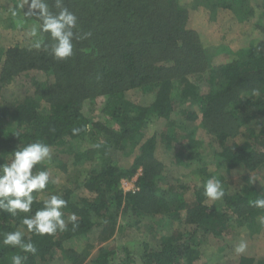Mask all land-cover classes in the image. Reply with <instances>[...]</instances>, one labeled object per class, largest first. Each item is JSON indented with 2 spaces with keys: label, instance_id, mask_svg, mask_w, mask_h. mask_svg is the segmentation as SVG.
I'll use <instances>...</instances> for the list:
<instances>
[{
  "label": "trees",
  "instance_id": "1",
  "mask_svg": "<svg viewBox=\"0 0 264 264\" xmlns=\"http://www.w3.org/2000/svg\"><path fill=\"white\" fill-rule=\"evenodd\" d=\"M47 2L57 11L54 0ZM65 5L77 15L82 32H91L87 39L74 41V54L68 59L58 61L43 48H0V163L10 161L19 143L36 140L55 149L51 168L61 172L67 171L71 159L76 163L91 153L103 159L81 184L63 186L61 195L68 204L62 211L76 214L75 229L69 223L66 231L37 236L21 224L26 214L14 218L0 213V264H11L15 254L27 256L24 264H64L63 259L72 264H136L128 244L121 246L120 255L102 245L88 256L64 246L66 239L94 226H100L99 243L108 242L124 228L119 216L127 212L135 218L132 225L157 214L178 222L172 229L160 226L166 231L163 235L142 243V264H192L200 253L199 233L222 237L237 225L250 235L258 234L264 227V209L250 202L264 197V185L258 187L253 179L264 170V24L260 38L243 31L238 49L231 51L225 44L203 47L192 19L194 8L202 5L251 23L255 13L264 16V0H65ZM219 53L235 58L211 67ZM39 71L48 72L47 83L34 79ZM129 89L150 98L128 100L124 95ZM12 95L17 97L11 99ZM91 98L101 99L97 119L82 112L83 102ZM176 110L190 130L180 139L163 126ZM150 116L159 125L147 135ZM73 129L80 131L73 134ZM85 139L94 147L72 151L74 141ZM159 143L185 149L192 159L205 144L214 164L197 169L202 185L212 177L227 183L239 178L243 185L225 192L219 207L205 203L202 185L185 202L158 161ZM45 168L37 165L34 172ZM135 175L134 189L119 187L121 179ZM78 186L89 194L75 200L72 193ZM43 199L34 195L33 213L43 207ZM18 228L35 243V254L2 244V234ZM57 252L61 255L56 257ZM215 264L233 261L222 258ZM237 264H264V259L243 255Z\"/></svg>",
  "mask_w": 264,
  "mask_h": 264
},
{
  "label": "rangeland",
  "instance_id": "2",
  "mask_svg": "<svg viewBox=\"0 0 264 264\" xmlns=\"http://www.w3.org/2000/svg\"><path fill=\"white\" fill-rule=\"evenodd\" d=\"M27 10L28 6L25 0H0V48L4 49L5 47L14 45L29 46V39L26 33L32 25H38L39 21L36 20L34 16H26L25 13ZM13 12L16 14L13 15ZM262 24H264V16L260 15L259 12L255 13V17L251 23H247L238 22L233 16L227 15L221 11L213 12L202 5H197L193 10L192 29L195 31L200 44L206 48L225 44L231 51H236L242 39V32L247 31L252 37L260 38L262 35L260 26ZM230 58L233 59L235 56L229 53L216 54L211 59V67L215 68L228 61ZM208 71H206V75H208ZM34 79L41 83H47L50 77L48 72L39 71L34 75ZM202 85V90L206 91L208 85L206 83ZM28 86V84L25 85L26 90ZM16 97L17 95H12L11 99ZM124 97L135 102L147 101L150 98L149 94H144L138 89L127 90ZM100 102V98L86 99L82 105V112L87 116H92L97 119L100 113ZM108 121L110 127H116L111 120ZM181 121L182 116L176 110L171 113L169 122L163 123V126L165 130L173 132L176 138L180 139L190 133V130L183 127ZM158 125L159 122H157L156 117L150 116L147 122V135H151ZM88 139L74 141L73 145H71L72 151L93 148L94 143ZM236 140L241 143L243 138L239 136ZM54 150L55 149L52 148V153ZM180 152L183 154L182 158L179 156ZM187 152V150H181L178 146L169 149L162 143L158 144L157 149L158 161L162 163L164 172L168 174L169 177L168 183L173 186L176 191L182 193L185 202L190 201L192 199L193 190L202 185L203 177L197 169L201 166L212 167L214 164L212 160V151H210L205 144L199 149L198 152H200V155L196 157V159L187 157ZM90 156L91 157L82 158L76 163H73L71 159L66 172L51 168L50 162L45 163L50 173V183L45 191L38 194L33 193V195L47 198L50 193L61 194L64 185L73 186L74 184H81L90 170L99 168L100 161L103 159L98 154L91 153ZM178 159H181V161H178ZM136 176L137 175L132 178L121 179L119 187L124 191L134 189ZM253 179L258 187L264 185V170L256 172L253 175ZM219 180L225 192L239 190L243 185L239 178H234L230 183L223 182L221 179ZM78 187L79 188L72 193V197L75 200L89 194L86 189L80 186ZM222 202V199L211 201L207 198L205 200L207 205L215 207L221 206ZM179 204L178 202V205ZM64 216L67 221V214L64 213ZM134 221L135 218L130 212L122 213V215L119 216V223L124 228L118 229L108 242L103 244L99 243L98 236L100 226H94L92 230L86 234H79L66 239L64 241V246L75 249L79 254L81 253L88 256L101 245L110 250L112 249L116 254L120 255L121 246L128 244L129 249L133 252L137 260L136 264H142L138 260V254L140 253L142 243H152L155 238L163 235L166 231L161 230V228H159L160 226L166 225L171 229L178 226L176 220H173L169 215L165 214L152 215L151 217L145 216L141 223L132 225ZM156 227L157 229H155ZM199 240L201 244L200 253L192 264H215L222 258L231 259L233 264H237L239 257L243 255L264 259V227L258 234L250 235L247 228L231 225L227 228L222 237L207 233H199ZM241 242L246 243V250L243 253H237L235 248ZM55 255L57 257L60 256L61 253L57 252ZM116 260L117 258L115 256L114 261ZM63 263L72 264L66 259H63ZM84 264L91 263L87 261Z\"/></svg>",
  "mask_w": 264,
  "mask_h": 264
},
{
  "label": "clouds",
  "instance_id": "3",
  "mask_svg": "<svg viewBox=\"0 0 264 264\" xmlns=\"http://www.w3.org/2000/svg\"><path fill=\"white\" fill-rule=\"evenodd\" d=\"M28 6L26 16H35L39 20L38 25H32L26 35L29 39L30 48L37 50L43 48L50 52L56 60H66L71 57L74 49V41L87 39L91 32H82L77 15L66 5L65 0H54L53 12L47 0H25ZM16 13L13 12V15ZM51 43H46V37ZM80 129H73V134H78ZM20 138V133H14ZM99 147V145H97ZM9 162L0 163V213L10 214L17 217L20 213L26 215L21 217V224L26 226L28 233L37 236H53L58 231L68 229L71 223L73 229L78 226L75 213L67 217L62 211L68 202L61 194L50 193L43 199V207L33 213L34 195L47 189L50 183V173L45 168L34 172L37 165L50 162L52 159V148L47 143L36 140L16 146ZM204 196L211 201L220 200L225 191L219 179L212 177L203 183ZM264 187V186H262ZM251 206L264 209V197H258L251 201ZM2 244L12 248H19L23 253L35 254L37 248L31 237L26 238L23 229L9 231L2 234ZM246 243L241 242L236 246L237 253L246 250ZM27 256L15 254L11 257V264H24Z\"/></svg>",
  "mask_w": 264,
  "mask_h": 264
},
{
  "label": "crops",
  "instance_id": "4",
  "mask_svg": "<svg viewBox=\"0 0 264 264\" xmlns=\"http://www.w3.org/2000/svg\"><path fill=\"white\" fill-rule=\"evenodd\" d=\"M195 26V25H194ZM195 28H196V26H195Z\"/></svg>",
  "mask_w": 264,
  "mask_h": 264
}]
</instances>
